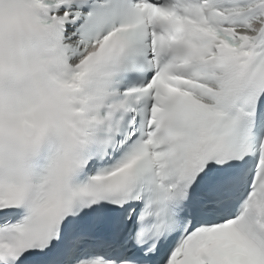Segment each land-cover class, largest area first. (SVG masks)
I'll list each match as a JSON object with an SVG mask.
<instances>
[{
	"label": "snow or ice",
	"instance_id": "snow-or-ice-1",
	"mask_svg": "<svg viewBox=\"0 0 264 264\" xmlns=\"http://www.w3.org/2000/svg\"><path fill=\"white\" fill-rule=\"evenodd\" d=\"M0 264H264V0H0Z\"/></svg>",
	"mask_w": 264,
	"mask_h": 264
}]
</instances>
